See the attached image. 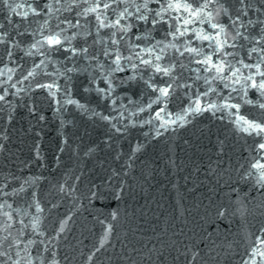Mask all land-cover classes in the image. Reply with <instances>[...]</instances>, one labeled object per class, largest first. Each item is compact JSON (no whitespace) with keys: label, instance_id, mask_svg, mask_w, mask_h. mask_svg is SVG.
I'll return each instance as SVG.
<instances>
[{"label":"water","instance_id":"obj_1","mask_svg":"<svg viewBox=\"0 0 264 264\" xmlns=\"http://www.w3.org/2000/svg\"><path fill=\"white\" fill-rule=\"evenodd\" d=\"M12 2L15 3L16 0ZM87 2L91 3L92 0ZM132 2L136 3L137 0ZM254 2L260 3V0ZM19 3L42 5L44 0H19ZM61 3L65 7L59 9L58 17L52 14L48 26L43 29L45 33L48 27L53 30L62 27L65 29V35H70L73 31L81 33L69 42L78 48L87 42L89 56H96L98 51L102 53L105 44L111 45L110 40H97L94 14L78 17L81 23L76 24L75 13L86 6L85 0H79V8L72 7L70 0H61ZM227 3L232 4L233 0H227ZM150 7H156V4L153 3ZM7 15L4 0H0L2 22L0 32L8 31L9 38L19 40L23 47L14 46L11 49L13 57L10 59L7 57V44L0 42V80L6 81V84H0V90L4 87L9 88L6 98L13 106V119L7 120L8 106L0 101V132L8 137L7 141L0 137V143L5 145L0 149V183L5 181L6 173L16 178L15 183L8 182L9 188L16 187L29 175L38 178L36 181L38 188L33 186L31 179H28L29 187L15 196L9 192L5 197L2 193L6 189H0V202L5 199L13 201L11 211L17 221L9 226L8 231L13 233L19 231L18 221L21 217L15 211L16 208H20L21 211L27 209L33 214L36 212L34 205L31 207L28 205L31 193L36 191L37 198L43 205L42 223L46 228H50L56 218H62L67 211L75 209L67 223V230L59 241V254L61 257H67V264H184L186 255L184 249L188 247L189 252L193 251L191 245L200 249L195 264H243L247 249L246 240L242 237L245 236L246 230H254L256 224L264 220V188L254 184L250 178L243 181L239 179L255 155L254 138L237 131L234 121L228 119L226 110L217 109L213 112L210 109H203L195 114H189L187 123H177L175 127L161 129L159 136L154 132L159 121L153 115L159 102L154 101L151 110L144 108L141 112L134 111L135 108H141L143 104L148 103L149 97H153L154 100L155 90L145 85L149 78L153 82L163 83L168 79L182 85L170 98L169 110L174 113H178L183 105L188 104L197 88L204 92L206 69L198 62L197 55L188 52L176 54L170 43L168 45L162 43L159 47L156 45L153 47L157 48V52L167 47L161 63L166 66L167 63L174 61L176 67L172 74L155 73L151 68H145L135 60H131L130 63L136 64V68L128 67L126 64L123 70L116 72L117 79L114 83L118 84L119 89L116 103L124 104L125 108V115L116 117L120 121L117 126L126 129L117 134L110 130L108 122L81 112L75 105H66L63 93L60 98L62 107L55 111L57 106L48 90L32 86L34 83L42 84L45 80H52L59 83L65 92L95 102L94 88L87 92L84 89L89 82L90 72L100 75L98 69L92 65L101 61L105 64L111 62L103 55L96 60H87L84 54L77 53L73 54L76 61L73 65V55H69L67 49L45 51L41 48L40 52H44L45 57L52 56L58 64L49 60H44V64H40L38 62L44 57L35 49L28 51V45L33 39H39L41 28L37 25L44 19L43 15L29 13L28 17H20L13 13L11 23L6 19ZM257 15L256 10L252 9L251 15L245 13L242 16V21ZM64 20H71L72 23L66 25L63 23ZM152 27L150 22L141 21L138 27L132 29L133 42L150 44L156 39L183 46L181 37L165 36L164 28L155 29L147 37L135 36L136 31L145 32ZM203 27L207 31H212L207 20ZM245 27L255 33L259 28V22L245 24ZM28 28L36 33L35 37L27 31ZM85 31L88 32L87 36L82 35ZM16 33L20 35L17 36ZM101 35H108V30L102 29ZM127 39L128 37L124 36L121 40L125 54ZM188 39L191 40V35ZM191 42L197 47L207 43L199 40ZM244 43L245 52L242 55H246L251 44L264 47L255 40ZM228 51L232 49L228 48ZM134 55L139 57V52ZM151 55L155 57L156 53ZM256 55L253 53L251 58H247V62H254ZM65 56L68 57L67 60ZM33 63H36L37 67L29 77L27 73ZM73 67L81 70L71 71ZM197 67L200 68V72L196 71ZM60 70L65 71L64 76L52 75L53 72L58 73ZM133 73L141 75L136 76L128 84L120 83L121 77L127 79ZM21 76L25 78L22 80ZM185 80L193 82L191 88L184 84ZM68 84L72 87H66ZM210 84L211 82L209 86ZM218 86L222 88L223 84L218 83ZM17 89L19 94H16ZM185 91L190 93L189 96L184 95ZM229 95L232 93L229 92ZM249 95L255 98L257 94L250 91ZM121 96L124 99H121ZM125 100L128 103H125ZM33 106L36 107V112L31 111ZM103 106L104 102L101 101V107ZM95 110L98 111L99 108ZM119 111V108H113L109 114ZM241 112L259 119L264 110L258 105L244 104ZM41 113L45 117L43 120L39 119ZM61 115L64 120H61ZM129 120H143L144 123L130 124ZM105 136H111V142L105 140ZM137 142L142 148L132 157L134 167H130L125 173L122 169L127 167L126 157L131 155V148ZM37 143L40 145V157L35 155ZM121 181L124 184L123 189L120 188ZM59 184L76 187L73 193L69 194L67 189L60 192L57 187ZM238 184L240 192L233 193L231 190L236 189ZM90 191L97 193L95 198L89 195ZM236 197H239L240 204L246 205V211L241 209L232 214L231 209L238 207V204L234 203ZM49 204L53 207L49 208L47 206ZM217 204L231 205V219L227 216L217 219L213 215ZM117 208L119 216L114 222L115 230L110 241L100 247L98 238L105 227L103 221L108 219L111 209ZM8 211L10 209L7 207L0 209V224L4 223L2 213ZM241 212H244V215H241ZM30 218L26 217V222ZM31 231L29 225L24 228L25 235L19 238L22 240L27 238ZM0 239L12 243L6 238L5 230L2 228ZM94 246L97 247V252L91 262H86L87 254ZM16 247L13 244V253ZM187 259L191 261L193 257L188 255Z\"/></svg>","mask_w":264,"mask_h":264},{"label":"snow or ice","instance_id":"obj_2","mask_svg":"<svg viewBox=\"0 0 264 264\" xmlns=\"http://www.w3.org/2000/svg\"><path fill=\"white\" fill-rule=\"evenodd\" d=\"M6 5V11L8 15L6 19L11 23L13 13H17L20 17H28L29 13L42 14L44 19L38 23V27L41 28L39 39H33L28 45V51L33 49L39 52L44 59L38 63L44 64V60L58 62L53 59L52 56L45 57L44 52H40L41 48L45 51L49 49L55 51L59 48L67 49L69 55L82 53L87 60H96L100 55L107 58L110 64H105L103 61L93 64L92 67L98 69L100 75H96L95 72H90L89 82L84 86L85 91H90L94 88L95 102L91 99L78 97L71 92H65L61 85L52 80H45L42 84H33L34 88H46L53 102L56 104L55 111H58L62 105L60 104L61 93H63L64 103L66 105H75L81 112L87 113L89 116L99 117L101 120L108 122L110 130L115 133H121L126 131L125 128L118 127L120 123L116 117L125 115L124 104H117V93L119 91L118 84L114 83L117 79L115 73L123 70L125 65L128 67L136 68V64L130 63L131 60L137 61L141 66L145 68H151L153 72L164 74H172L173 69L176 67L175 62H169L166 64L161 63V58L167 47L161 48L157 52L156 45L159 47L162 43L165 45L171 44V47L175 49L176 54L179 53H194L198 57V62L206 69L205 91L201 92L196 89L194 95L191 96L187 105H183L178 113H174L169 110L171 103L170 98L175 93L176 89L182 85L173 80L166 79L163 83L153 82L151 78L145 81V85L150 89L155 90L156 94L153 97H149L148 103L143 104L141 108H135V112H141L144 108L151 110L154 101L159 102V105L155 107L153 115L158 118L159 123L156 124L154 129L155 135H161V129H167L168 127H175L177 123L185 124L188 122L187 118L189 114H195L203 109H210L213 112L217 109L226 110L228 113V119L234 121V127L237 131L249 134L254 138L255 155L249 163L247 170L243 171V174L239 177L241 181L245 178L253 180L254 184L260 185L264 188V112L261 113L260 118H252L247 113L241 112V108L244 104L258 105L261 110H264V47L251 44V47L247 48L246 55H242L245 52V43L253 40L258 41L260 45H264V0H260V3L248 2V0H233L232 4L227 3V0H137L133 3L132 0H92L88 3L85 0L86 6L80 8L75 13L77 17L76 24L79 25L81 21L78 17H88L90 14H94L95 19V32L97 34V40L111 41V45L105 44V47L101 52H97L96 56L88 55L89 45L87 42L82 47H76L69 41L76 38L81 33L73 31L70 35H65V29L57 27L53 30L48 27L47 33L43 29L48 26L49 20L52 19V14L59 16V9L65 7L61 3V0H44L42 5L36 3L21 4L19 0L15 3L12 0H4ZM155 3L156 7H150ZM70 4L74 8H79V0H70ZM126 5V6H123ZM20 9H27L21 11ZM47 9V11H45ZM132 9V11H129ZM208 9H212L209 11ZM255 9L258 13L257 16H253L252 19L242 21V16L247 13L251 15V10ZM71 11V8L68 9ZM173 14L175 19H173ZM133 17L134 19H130ZM205 20L211 24L212 31H207L203 25ZM150 22L153 26L145 32L136 31V37H147L157 28H164V35H171L172 37H181L182 43L176 44L167 40L160 41L153 39L152 43L141 44L133 42L132 29L138 27L140 22ZM259 22V28L255 33L249 31L245 24L252 25ZM239 22V23H237ZM2 23V22H0ZM59 23V21H58ZM64 24H71V20H64ZM191 25V26H190ZM19 26V22L17 23ZM108 30V35H101V30ZM35 37L36 33L31 28L27 29ZM17 36L20 33H16ZM82 35L87 36L88 32L85 31ZM191 35V40L207 41L202 43L200 47L188 39ZM124 36L128 39L125 41L127 45V51L125 54V48L121 44V40ZM0 42L6 43L8 46L7 57L12 58L13 53L11 49L14 46L23 47L19 40L9 38V32H0ZM231 48L232 51H228ZM207 49V50H206ZM139 52V57L134 53ZM151 53H156L155 57ZM253 53H256L255 61L252 63L247 62V58H251ZM35 54V53H33ZM147 54V55H146ZM239 57V59H237ZM68 57L65 56V60ZM23 62V61H22ZM75 56L73 55L72 64L75 65ZM19 67V65H17ZM37 67L36 63H33L31 69L27 75H31L35 72ZM71 71L78 72L81 69L73 67ZM245 70L247 73L245 74ZM11 71V70H10ZM197 72H200V68H196ZM106 73V74H105ZM53 76H64L65 71L60 70L58 73L53 72ZM140 73H133L127 79L120 78V83L128 84L136 76H140ZM21 76L20 79H24ZM11 79V76H9ZM209 82H211L209 86ZM218 83H222L223 87H219ZM0 84H6V81L0 80ZM184 84L191 88L193 82L191 80H185ZM15 87V85H12ZM66 87L71 88L72 85L68 84ZM250 91H254L257 95L255 98L249 95ZM229 92L232 95H229ZM9 94V88L4 87L0 90V101L8 106L7 120H12L13 106L12 102L6 97ZM16 94H19L17 89ZM189 92L185 91L184 95L189 96ZM70 97V98H69ZM216 97V98H213ZM222 97V98H220ZM124 99L123 96L120 97ZM135 99V98H133ZM101 101L104 102V106L101 107ZM125 103H128L125 100ZM99 108V110H95ZM113 108H119L120 111L115 114H109ZM32 112H36L35 106L31 107ZM223 118V117H221ZM39 119H45L44 114L39 115ZM151 120V117H149ZM61 120H64L61 115ZM115 121V122H113ZM67 122V121H65ZM156 123V121H152ZM128 123L143 124V120H129ZM0 137L4 141L8 140V137L0 132ZM67 139V137H65ZM105 140L111 142V136H105ZM63 146V145H62ZM5 147L4 143H0V149ZM39 143L35 145V155L40 157ZM142 148V145L137 142L131 148V155L126 157L125 163L127 167L123 168V172H128L130 167H134L133 156L136 152ZM31 162V161H30ZM171 163V161H170ZM28 179H31L33 186L36 185L37 177L29 175L28 178L21 181L16 187H8V182L15 183L16 178L10 173L5 174V181L0 183V189H6L2 194L7 197L10 192L15 196L18 192L28 188ZM42 179V178H40ZM79 179V177H77ZM123 181L120 182V188L123 189ZM60 192L67 189L69 194H72L75 185H57ZM233 193L240 192V185L238 184L236 189L231 190ZM89 195L93 198L96 197L95 191H90ZM234 203L238 204L236 209H231L229 204H217L214 208L213 215L219 219L227 216L231 219V213L244 209L246 211V205L239 203V197H236ZM13 201L5 199L0 202V209L5 207L10 211L2 213L4 217V223L0 224V228L5 230L6 238L10 239L12 243H6V239H0V257H6L7 259H0V264H67V257H61L59 254V241L61 235L67 230V223L73 216L75 209L67 211L65 215L56 218L55 222L50 228H46L42 223L44 221L43 205L37 198V192L31 193V199L28 201L29 207L35 206L36 212L30 213L25 209L21 211L20 208H16L15 211L20 214L18 224L20 226L19 231L13 233L8 231L11 224L16 221V217L13 215L12 209ZM52 208L53 205H47ZM244 215V212H241ZM119 216V209H111L109 211L108 219L103 221L105 227L102 229V235L98 238V246L102 247L108 243L111 239V235L115 230V219ZM26 217H31L26 222ZM112 221V222H109ZM31 227V235L25 239H20L25 235L24 228ZM35 237V239H33ZM246 240V254L244 255L243 264H264V220H261L254 230L248 229L245 232V236L242 237ZM13 244L16 245L15 252L13 253ZM23 247H19L20 245ZM55 245V247H53ZM190 247L194 248L189 252V248L184 249L185 261L184 264H195V258L198 256L200 249L195 245ZM97 252V247H92L86 257V262L93 260L94 254ZM12 253V255H10ZM139 255V254H138ZM191 255L193 260L189 261L187 256ZM13 256L15 257L13 259ZM83 259V258H82Z\"/></svg>","mask_w":264,"mask_h":264}]
</instances>
